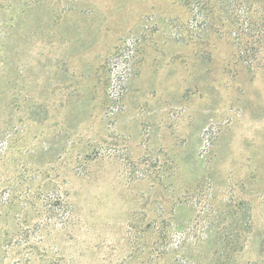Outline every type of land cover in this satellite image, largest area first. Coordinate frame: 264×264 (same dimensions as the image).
Wrapping results in <instances>:
<instances>
[{
  "label": "rangeland",
  "instance_id": "rangeland-1",
  "mask_svg": "<svg viewBox=\"0 0 264 264\" xmlns=\"http://www.w3.org/2000/svg\"><path fill=\"white\" fill-rule=\"evenodd\" d=\"M0 264H264V0H0Z\"/></svg>",
  "mask_w": 264,
  "mask_h": 264
}]
</instances>
